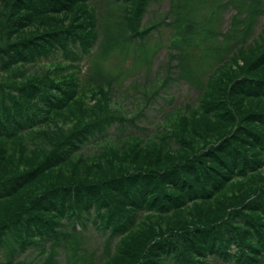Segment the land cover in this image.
I'll use <instances>...</instances> for the list:
<instances>
[{
    "label": "trees",
    "instance_id": "16d2710c",
    "mask_svg": "<svg viewBox=\"0 0 264 264\" xmlns=\"http://www.w3.org/2000/svg\"><path fill=\"white\" fill-rule=\"evenodd\" d=\"M155 1L0 0V264H264V33L246 43L262 0H227L220 34L196 17L205 0L147 23ZM161 23L166 71L133 115L139 94L106 62ZM206 44L222 53L196 104L146 136L141 119L194 74L186 50Z\"/></svg>",
    "mask_w": 264,
    "mask_h": 264
},
{
    "label": "rangeland",
    "instance_id": "374dc122",
    "mask_svg": "<svg viewBox=\"0 0 264 264\" xmlns=\"http://www.w3.org/2000/svg\"><path fill=\"white\" fill-rule=\"evenodd\" d=\"M169 0H156L153 7L151 8V12L146 16L145 21L147 23H155L160 22L162 18L165 16V12L169 10L170 7ZM227 0H205L199 11H197L196 17L199 21L215 27L216 30H219L220 33H224L229 29L231 25V19L236 14L237 10L231 7H224V4ZM262 8L264 9V0H262ZM212 15L216 20H213ZM210 16V17H209ZM207 17V19H205ZM239 18H244V13H240L238 15ZM166 22L168 20H165ZM242 28V26H240ZM264 33V13L256 19L255 23L252 24L250 28V33L247 38V45L251 44L253 38H257ZM153 36L148 38L145 41V46L143 49L138 51L135 55L132 51L129 52L128 57L123 63L122 66L118 67L117 53L114 52L110 57H108V61L106 65L109 68H112L114 71L113 74L117 71L121 73L120 79L117 81L119 86L126 89L127 93L133 95L136 93L139 94V101H137V105L133 107L128 105V109L131 110L132 114H136L143 105V99L140 96V90L142 91V86H147V94L153 90L154 86L159 82V78L163 76V73L166 71V62L168 49L170 41L173 40V30L172 27L167 25L166 23H161L158 25L155 33H152ZM219 36V35H217ZM221 39V36L218 37ZM239 38H236L238 40ZM233 40V39H232ZM246 40V39H245ZM236 42L235 40H233ZM222 47V45L220 46ZM225 44H223V48ZM220 49V48H219ZM186 57H187V66H192L194 70V76L191 75L189 80L184 82V86L182 85L179 90L171 89L170 95L166 96L165 100L159 99V104L156 107L155 112L153 113L154 119L150 118V122H145L141 119L140 124H148L146 128L148 129L146 132L148 133L146 136H149L155 130L160 129L162 124L170 122V119L175 115L176 110L183 109L184 107L195 105L197 102L199 89L195 85V79H203L204 73L208 67V65L214 61L215 59L220 57L222 52H212L209 48V44H206V54L202 52L200 48H192L188 47ZM185 51V52H186ZM149 56V62L146 63V59ZM146 63V64H145ZM174 64V63H172ZM83 65V64H82ZM85 65V64H84ZM83 65V71L86 69ZM203 71V72H202ZM148 84V85H147ZM137 87V90L133 91V89ZM146 94V95H147ZM150 114H152L150 112ZM264 169V168H263ZM85 250L86 253L93 249L99 253L101 248V241L96 239L93 234L88 233L84 238ZM56 264H65V256L61 252L56 258ZM222 264V262H219Z\"/></svg>",
    "mask_w": 264,
    "mask_h": 264
}]
</instances>
